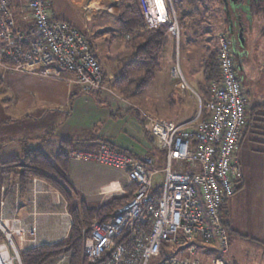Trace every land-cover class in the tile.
Here are the masks:
<instances>
[{"label":"built area","instance_id":"built-area-1","mask_svg":"<svg viewBox=\"0 0 264 264\" xmlns=\"http://www.w3.org/2000/svg\"><path fill=\"white\" fill-rule=\"evenodd\" d=\"M146 28L163 26L180 41V25L173 0H138ZM218 78L208 86L201 106L178 63L171 68L175 89L191 91L199 102L196 117L184 122L144 116L143 125L158 151L162 168L152 156L137 158L108 143L91 151L75 150L74 159L125 172L132 197L104 222L82 229V248L91 264H203L195 258L210 247V264H225L227 231L221 220L225 203L237 192L241 167L235 156L248 123L249 101L244 93L232 50V37L217 35ZM90 38L52 16L51 0H0V68L60 77L74 75L83 92L105 91L101 67ZM161 174L157 183L155 177ZM0 264H21L0 216ZM21 234L20 231H17ZM14 248V251L12 250ZM11 250V251H10ZM67 262L58 256L53 264Z\"/></svg>","mask_w":264,"mask_h":264},{"label":"crops","instance_id":"crops-1","mask_svg":"<svg viewBox=\"0 0 264 264\" xmlns=\"http://www.w3.org/2000/svg\"><path fill=\"white\" fill-rule=\"evenodd\" d=\"M101 1L103 3L100 0H52L51 11L54 16L53 3L60 11H66L60 17H54L76 24L92 40L102 70L107 77H111L107 70L108 62L102 58V53L114 51L113 47L117 45L115 41L105 42L107 38L117 35L115 22L119 0ZM107 1H111L109 5ZM173 6L180 25L179 46L177 48L175 40L169 36L157 73L169 68L166 74L168 84L172 82L170 67L176 56L175 61L183 77L193 90L191 88L198 86L200 77H191L189 67L197 63V68H194L201 75L206 53L217 51V35L222 32L214 34L211 31L209 11L208 8L204 9L202 0H173ZM103 46L106 47L104 51ZM31 71L19 73L0 68V101L3 102L0 104V164L22 157L30 149L53 155L62 142H70L75 148L83 145L93 149L105 142L132 155L152 156L158 160L159 156L154 155L160 151L150 143V135L145 133L143 124L140 125L126 113L122 114L124 101L106 93H82L74 81V75L66 71H62L58 78L43 76L40 68ZM171 89L173 92V85ZM188 92L191 93L185 91L181 94ZM137 99L138 96L135 97ZM250 145L254 146L249 139V130H246L235 151L239 165L238 158H242L240 150L243 151L244 146L247 153L253 155ZM259 158L264 159V155ZM67 177L77 193L76 203L78 199L83 200L88 208H98L113 197L125 196L131 187L125 172L74 158H70ZM243 182L241 177L238 183L240 189L225 203L220 213L228 243L229 231L233 235H244L234 225L232 218L244 187ZM1 190L0 216L18 253L52 245L66 238L72 216L68 202L57 190L39 179L30 181L24 190H21L17 180L11 179ZM198 252H203L201 255L204 256L211 252L216 257V251L210 247L200 248Z\"/></svg>","mask_w":264,"mask_h":264},{"label":"rangeland","instance_id":"rangeland-1","mask_svg":"<svg viewBox=\"0 0 264 264\" xmlns=\"http://www.w3.org/2000/svg\"><path fill=\"white\" fill-rule=\"evenodd\" d=\"M100 2L103 3L101 0ZM110 2L111 1H107V4L109 5ZM260 2L262 7L261 12L259 13L257 11V13H253V18L247 24V28L245 30V50L247 52V56L241 64L240 71L238 70L244 93L249 101V112L256 105H264V0H260ZM202 3L204 9L208 8L209 11L208 19L211 31L214 34L222 32L223 34H229L231 36L233 32L229 30L227 24L225 23L221 1L202 0ZM104 5L106 4L104 3ZM53 11L55 17H60L61 14L66 13V11H60L58 7L55 6V3H53ZM72 25L77 27V29L79 28L76 24ZM111 38H107L108 41L105 43L115 41V44L117 45L113 47L115 48L114 51L108 50V52H105L104 50L106 47L103 46L104 52L102 53V58H105L108 62H106L108 64L107 70L111 73V77H107L105 75L106 82L108 81V83H111L116 75L122 73L123 64L133 58L131 52L124 51L122 47L123 41L121 39ZM211 54L214 55L216 59V51L213 50L208 51L205 57ZM175 60H177L176 56L172 62V66L176 65ZM194 67L197 68V63L194 64ZM194 67H189L188 73L193 78L200 77L201 79V75H199L197 69ZM168 72L169 68L160 74L157 73L151 86L141 93L135 92L136 90L134 85L128 86L129 92H127L124 96L126 99L113 90L111 95L114 96L116 100L119 99V101H124V103H122L124 104V107H122L124 113L122 112V114L124 115L126 113V115L135 118L140 125L144 124V116L146 115L175 122L188 121L193 118L195 114L197 115L199 102L193 92L199 95L201 99V106L204 107V100L201 98L204 91L199 85L200 80L198 81V86L191 88L193 89V92H188V94L185 95L179 93L175 89L174 85L176 80L172 79L173 84L172 82H169L168 84L166 75ZM127 74L132 79L137 78V76L142 74V72L134 69H128ZM218 74L214 79L218 78ZM187 80L189 82V79ZM172 85L174 87L173 92L171 91ZM136 96H138V101L135 100ZM0 104H3V102L1 103L0 101ZM115 115H117V113H115ZM257 126L260 127L256 124V127ZM257 130L260 131L259 129ZM145 133L147 136L149 135L146 131ZM148 138L153 147L156 148L151 137L148 136ZM259 138L260 137H258L257 134L255 135V132L254 134H249L250 142L254 145H250V150L253 155H249V153H247L246 146L243 147V151L240 150L242 158L238 159L241 165L240 167H242L241 174L244 181V187L238 198L236 210L233 212L232 218L234 225L244 235H233L232 232L229 233V251L225 257L227 262L225 264H264V159L259 158V156H263L264 154L256 151L258 147L255 143ZM154 150L157 151L156 149ZM154 156H159L157 167L161 169L162 162L160 161L163 159V154L157 152ZM237 157H239V153L237 154ZM155 180L157 183H160L162 175L158 174L155 177ZM1 239L3 238L0 235V240ZM12 250L14 251L13 247ZM202 253L198 252L195 258L199 259L203 264H210L215 258V254H211V252H207L208 256L201 255Z\"/></svg>","mask_w":264,"mask_h":264},{"label":"trees","instance_id":"trees-1","mask_svg":"<svg viewBox=\"0 0 264 264\" xmlns=\"http://www.w3.org/2000/svg\"><path fill=\"white\" fill-rule=\"evenodd\" d=\"M249 8L252 16L257 11L260 13L262 9L260 0H250ZM61 21L72 26L67 21ZM115 23L117 35L116 37L113 36V39H121L124 51L131 52L133 58L123 64V72L116 75L111 83H108V81L106 82V77L98 58L94 53L92 40L90 39L92 53L101 67L105 91L83 92L80 89L82 93L94 92L98 95L106 93L111 96L114 90L120 96H125L129 92L128 86L130 85H134L136 93H141L151 86L155 74L160 71L159 61L161 53L170 36L166 28L163 26L146 28L138 0H119L118 16ZM128 69L138 70L142 74L137 76V78L131 79L127 74ZM218 72L214 55L211 54L205 57L201 72L202 78L199 82L200 87L204 91V94L201 96L204 102L208 99L209 83L217 77ZM247 117L248 123L243 132L245 133L246 130H250L249 134H254L255 132V135L257 134L260 137L255 143L258 147L256 151L264 154V105L254 106L250 112L248 111ZM256 124L260 127H256ZM94 149L93 147H85L83 145L75 148L70 142H62L57 152L53 155L44 154L37 149H30L25 151L22 157H16L0 164V202L2 198L1 189L11 179L18 181L21 190H24L33 179H39L57 190L66 199L72 216V225L66 238L52 245H42L20 252L21 264H53L55 259L60 255L67 256V264H91L83 253L82 229L90 230L93 222H104L111 218L117 208L130 200L134 190V186H131L125 196L113 197L98 208H88L83 200H79L76 203L77 193L67 177L71 158L70 153L75 150L91 151ZM133 156L141 158V156ZM0 235L3 238L0 242L6 243L3 235L1 233Z\"/></svg>","mask_w":264,"mask_h":264},{"label":"water","instance_id":"water-1","mask_svg":"<svg viewBox=\"0 0 264 264\" xmlns=\"http://www.w3.org/2000/svg\"><path fill=\"white\" fill-rule=\"evenodd\" d=\"M222 6V13L224 15L225 23L229 30L233 33L231 37H235L237 42L242 46L243 43V26L249 23L252 19V14L249 8L250 0H220ZM241 67L238 66L240 71Z\"/></svg>","mask_w":264,"mask_h":264},{"label":"flooded vegetation","instance_id":"flooded-vegetation-1","mask_svg":"<svg viewBox=\"0 0 264 264\" xmlns=\"http://www.w3.org/2000/svg\"><path fill=\"white\" fill-rule=\"evenodd\" d=\"M243 28H244V30H243V36H242V39H243L242 46H240L241 44L237 42V39L235 37L234 38L232 37V39H233L232 50L234 53V58H235V62H236L237 67L238 66L241 67L242 62L244 61V59L247 56V52L245 50V45H246L245 30L247 28V23H245Z\"/></svg>","mask_w":264,"mask_h":264}]
</instances>
